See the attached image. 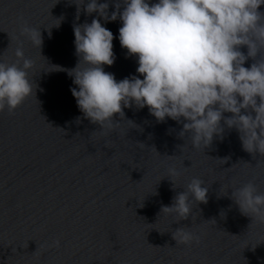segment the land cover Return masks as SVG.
Masks as SVG:
<instances>
[{
    "label": "clouds",
    "instance_id": "clouds-1",
    "mask_svg": "<svg viewBox=\"0 0 264 264\" xmlns=\"http://www.w3.org/2000/svg\"><path fill=\"white\" fill-rule=\"evenodd\" d=\"M81 6L98 18L73 25L78 61L66 71L84 118L111 129L117 116L124 117L123 109L147 107L158 123L181 124L179 138L188 137L195 149L235 129L246 152L264 155V0H117L111 14L109 3L84 0L77 19ZM101 19L121 22L119 42L135 58L137 75L117 81L104 70L116 56L113 33ZM20 32L41 48L40 29L22 22ZM15 56L22 66L0 61V112H13L33 91L32 60L22 46ZM168 174L175 189L172 178L180 173L173 167ZM232 199L244 215L264 222V194L253 183L232 189ZM193 201L208 202V187L196 177L161 212L186 220ZM173 238L183 244L199 239L184 228Z\"/></svg>",
    "mask_w": 264,
    "mask_h": 264
},
{
    "label": "water",
    "instance_id": "water-1",
    "mask_svg": "<svg viewBox=\"0 0 264 264\" xmlns=\"http://www.w3.org/2000/svg\"><path fill=\"white\" fill-rule=\"evenodd\" d=\"M83 2L84 0H0V61L22 66L23 61H18L15 56L17 47L22 46L25 58L33 62L28 70L32 94L13 112L9 113L7 108L0 112V141L75 100L71 88L76 86L66 71L74 68L78 61L73 25L91 23L93 18H98L95 13L87 15L81 6L77 19V5ZM100 2L109 3L108 11L111 14L117 0ZM22 22L40 29L43 40L41 48L21 35ZM101 23L113 33V51L116 56L114 64L105 66L104 70L113 73L116 78L137 67V63L134 57L126 56V49L120 45L118 37L121 22H105L101 19Z\"/></svg>",
    "mask_w": 264,
    "mask_h": 264
}]
</instances>
